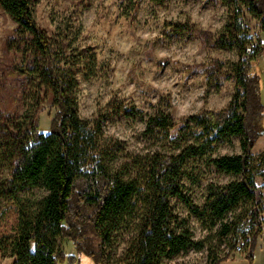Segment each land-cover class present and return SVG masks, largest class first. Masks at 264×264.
Listing matches in <instances>:
<instances>
[{"label": "trees", "instance_id": "16d2710c", "mask_svg": "<svg viewBox=\"0 0 264 264\" xmlns=\"http://www.w3.org/2000/svg\"><path fill=\"white\" fill-rule=\"evenodd\" d=\"M221 1L230 10L228 23L216 36L198 32L216 48L235 49L237 60L206 64V82L218 86L232 80L236 94L223 110L189 116L179 144L175 116L157 108L146 135L170 148L135 158L132 172L130 165L111 166L117 156L103 144L101 122L92 127L79 116L81 82L101 72L94 49L80 50L67 36H49L37 24L34 0H0V9L16 24L7 48L17 87L10 105L0 97V202L15 205L19 216L15 234L0 237L1 257L13 258V264H79L84 255L95 264H109L107 246L129 229L134 237L119 264H164L204 249L210 264H223L234 258L222 245L237 240L243 241L244 259L254 264L264 230V194L256 183L257 177L264 181V155L252 166V150L264 133L258 72L264 43L253 41L243 10L261 21L264 32V0ZM47 104L56 111L45 131L39 114ZM125 108L112 105L115 114L125 113ZM233 138H240V154L211 156L217 144ZM195 157H208L219 173L240 179L209 183L203 205H196L182 182L188 160ZM33 188L46 195L29 198L27 191ZM172 199L199 218L204 238L195 239ZM64 243L75 252L68 254Z\"/></svg>", "mask_w": 264, "mask_h": 264}, {"label": "rangeland", "instance_id": "374dc122", "mask_svg": "<svg viewBox=\"0 0 264 264\" xmlns=\"http://www.w3.org/2000/svg\"><path fill=\"white\" fill-rule=\"evenodd\" d=\"M37 24L51 37L67 36L80 50L92 47L97 54L101 72L98 77L82 81L78 90V112L90 126L102 125L103 144L116 158L113 168L130 165L156 151H168L170 146L151 140L146 135L148 122L157 108L171 111L176 118L174 132L179 144L185 134L183 122L204 110L225 109L236 87L232 80L218 86L206 82L205 65L213 60L225 63L237 60L235 49H219L205 42L199 30L218 35L229 21L230 10L221 0H167L158 4L152 0H34ZM244 22L254 42L264 43L261 21L243 10ZM173 25H178V31ZM16 29L15 22L0 9V97L10 105L17 95L16 82L10 75L13 55L7 41ZM258 72L261 75L264 100V53ZM125 106V113L115 114L112 105ZM21 106V105H20ZM21 109V107H20ZM55 108L43 106L39 116L41 126L48 131ZM188 140L193 142L192 136ZM240 138L215 146L212 157L240 154ZM253 167L264 155V135L252 150ZM209 157V156H208ZM208 157L191 158L185 166V194L196 205H203L209 183L226 184L239 177L219 173L208 163ZM256 183L264 194V181ZM46 195L40 188L27 191L31 199ZM182 220H187L195 239L206 236L203 223L190 214L180 200H171ZM15 205L0 202V237L13 236L18 226ZM134 233L125 229L115 235L107 250L109 264L122 262L129 250ZM221 247L231 252L233 261L223 264H249L242 254L243 241ZM65 251L74 253L69 243ZM240 248V250H239ZM13 258H3L0 264H13ZM164 264H210L207 249L190 251L186 255L164 260ZM79 264H95L80 255ZM254 264H264V230L258 241Z\"/></svg>", "mask_w": 264, "mask_h": 264}, {"label": "built area", "instance_id": "2783aa9c", "mask_svg": "<svg viewBox=\"0 0 264 264\" xmlns=\"http://www.w3.org/2000/svg\"><path fill=\"white\" fill-rule=\"evenodd\" d=\"M239 250H240V248H239Z\"/></svg>", "mask_w": 264, "mask_h": 264}, {"label": "water", "instance_id": "95a60500", "mask_svg": "<svg viewBox=\"0 0 264 264\" xmlns=\"http://www.w3.org/2000/svg\"><path fill=\"white\" fill-rule=\"evenodd\" d=\"M263 135H264V133H263Z\"/></svg>", "mask_w": 264, "mask_h": 264}, {"label": "crops", "instance_id": "0c3cea01", "mask_svg": "<svg viewBox=\"0 0 264 264\" xmlns=\"http://www.w3.org/2000/svg\"><path fill=\"white\" fill-rule=\"evenodd\" d=\"M258 247V246H257Z\"/></svg>", "mask_w": 264, "mask_h": 264}]
</instances>
